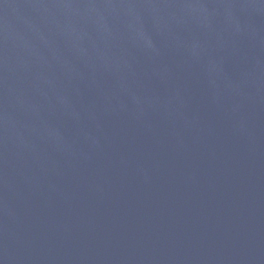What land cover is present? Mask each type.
Segmentation results:
<instances>
[{"label":"water","instance_id":"water-1","mask_svg":"<svg viewBox=\"0 0 264 264\" xmlns=\"http://www.w3.org/2000/svg\"><path fill=\"white\" fill-rule=\"evenodd\" d=\"M0 264H264V0H0Z\"/></svg>","mask_w":264,"mask_h":264}]
</instances>
